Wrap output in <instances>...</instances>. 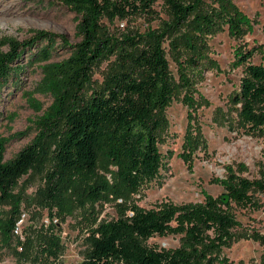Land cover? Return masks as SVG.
I'll use <instances>...</instances> for the list:
<instances>
[{"label": "trees", "instance_id": "trees-1", "mask_svg": "<svg viewBox=\"0 0 264 264\" xmlns=\"http://www.w3.org/2000/svg\"><path fill=\"white\" fill-rule=\"evenodd\" d=\"M54 1L77 14V43L46 30H35L23 42L11 37L0 40L1 46L8 47L0 51V91L18 84L25 69L21 61L27 58L32 65L42 64V78L30 94L53 99L42 111L41 104L29 97L36 111H42L40 132L13 158L5 159L9 140L0 139V203L14 199L20 177L51 158L54 166L45 194L52 220L73 213V202L54 181L84 177L88 194L94 198L110 190L108 182L96 180L102 156L116 166L115 177L132 192L155 180L164 167L160 145L168 125L165 112L178 87H191L187 69L206 61L209 36L227 29L231 37L241 40L255 27L253 18L235 0H166L173 20L163 31L116 37L105 33V20L149 14L157 0ZM170 31L175 34L169 44L178 64V81L164 46ZM60 49H68L69 56L53 61ZM257 53L262 59L259 63L252 61ZM106 59H110L109 70L96 82L93 69ZM233 66L242 67L243 76L231 95L233 112L225 115L226 122L233 123L229 125L232 129L237 125L249 134L263 135L264 47L238 45ZM183 99L193 107V95L187 93ZM196 130L189 123L182 144L180 156L189 167L203 142ZM48 139L53 141L51 148L46 146ZM236 166L227 165L225 177L216 179L225 190L218 197L205 193L202 202L163 201L151 208L132 204L129 213L120 209L117 218L90 229V247L80 264H229L224 251L241 236L237 210L258 208L264 196V173L251 179L243 175L247 167ZM18 212L15 207L8 219L0 214L2 246L14 241ZM46 230H50L48 258H54L47 264H57L60 237L49 226ZM170 234L179 236V246L160 248L147 243L153 236ZM249 236L264 245V235L255 231ZM257 264H264V252Z\"/></svg>", "mask_w": 264, "mask_h": 264}, {"label": "rangeland", "instance_id": "rangeland-1", "mask_svg": "<svg viewBox=\"0 0 264 264\" xmlns=\"http://www.w3.org/2000/svg\"><path fill=\"white\" fill-rule=\"evenodd\" d=\"M235 2L253 18L254 31L241 40L231 37L227 29L209 36L210 50L206 61L199 67L187 69L191 87H178L176 97L165 112L168 125L160 145L164 167L159 176L139 191L132 192L115 177L116 166L102 156L96 180L99 183L108 182L110 190L101 198H94L88 194L84 177L75 175L67 182L54 181L63 195L73 202V213L52 220L45 191L48 188V173L54 164L51 158H47L45 165L31 169L20 177L13 190L14 199L0 203V214L6 219L11 217L15 207L19 211L13 243L8 246L0 243V264H47L48 259L52 261L54 258H48V226L60 237L61 256L55 258L56 263L80 264L90 247V229L103 221L117 218L120 209L126 208L129 213L132 204L151 208L163 201L202 202L205 193L218 197L225 190L216 179L225 177L227 165L247 167L243 175L251 179L264 173V134H249L237 125H233L232 129L229 125L233 123L228 125L225 118V115L229 116V111L233 112L231 95L238 89L243 76V68L233 66L234 49L244 43L249 47H264V0ZM172 20L166 0H157L153 12L127 19L105 20L104 27L105 33L121 37L152 30L161 32ZM77 23V14L54 0H0V40L11 37L23 42L33 37L35 30H46L64 34L74 44L80 40L76 33ZM173 32H169L170 39L164 42V46L178 81V64L169 44L174 38ZM7 50L8 47L0 45V51ZM69 54L68 49H60L52 60H62ZM252 61L261 62V55L255 54ZM21 64L25 69L18 84L7 85L0 91V139L9 140L6 160L13 158L39 134V116L53 100L48 95L30 94L42 78V64L32 65L27 58L22 59ZM109 67L110 59L99 63L93 69L92 79L101 82ZM187 93L195 98L193 107L183 99ZM30 96L41 104L42 111H36L31 105ZM188 114L192 117L189 118ZM231 118H234L233 115ZM189 123L196 127V133L203 139L192 156L191 167L180 156ZM46 146L51 148L53 141L46 140ZM237 212L242 221L238 230L241 236L224 253L229 264H257L264 245L249 235L255 231L264 235V196L260 198L258 208H239ZM147 243L160 248H175L180 242L179 236L170 234L153 236Z\"/></svg>", "mask_w": 264, "mask_h": 264}]
</instances>
